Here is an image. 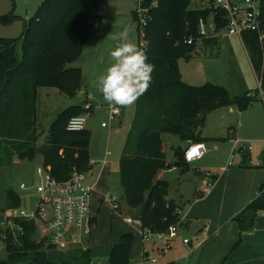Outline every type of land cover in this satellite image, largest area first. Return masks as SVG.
<instances>
[{
  "label": "trees",
  "instance_id": "1",
  "mask_svg": "<svg viewBox=\"0 0 264 264\" xmlns=\"http://www.w3.org/2000/svg\"><path fill=\"white\" fill-rule=\"evenodd\" d=\"M98 1L43 0L34 16L24 20L18 39L0 37V169L8 171L13 157L32 160L39 154L44 169L57 181L67 180L74 170H88L89 134L85 130L76 133L65 130L71 117L85 113L82 107L71 106L61 113L51 125L46 143L40 147L35 146L34 115L38 88H55L67 97L81 91L80 70L68 65L79 58L97 29ZM193 1L138 3V13L143 18L140 50L154 70L148 89L135 101L118 171L126 206L137 210L135 218L141 222V228L152 233H166L181 225L176 204L167 198L168 185L156 178L167 166L162 137L170 135L185 142L202 143L200 132L207 114L226 107L243 111L253 102L246 93L232 97L222 86L210 83L191 86L182 80L178 62L188 61L197 48L196 43L187 45L185 41L198 38L199 19L205 21L212 15L217 28L225 27L224 14L193 9ZM260 10L264 23V0ZM15 17L13 13L5 14L0 21L10 23ZM241 41L264 93V48L253 31H245ZM18 42L20 56L15 51ZM202 42L210 45L217 40ZM175 153L174 166L185 170L188 163L183 151L178 148ZM246 156L241 166L251 168ZM260 158L261 164L255 168L264 169V149ZM212 180H217V175ZM263 189L264 183L259 195L234 217L239 227L244 220L249 221L247 226H252L257 211L264 209ZM0 197L4 198L0 212L15 210L19 205L18 195L8 186L0 191ZM19 224L22 235L13 237L6 232L5 258L0 259V264H91L89 250L80 248L67 249L61 260L48 259L54 248L30 240L35 231L32 223ZM131 243L130 234L120 235L110 249L109 264H127Z\"/></svg>",
  "mask_w": 264,
  "mask_h": 264
},
{
  "label": "rangeland",
  "instance_id": "2",
  "mask_svg": "<svg viewBox=\"0 0 264 264\" xmlns=\"http://www.w3.org/2000/svg\"><path fill=\"white\" fill-rule=\"evenodd\" d=\"M42 1L0 0V16L10 13L16 16L10 23L0 21V37L18 39L24 20L34 16ZM138 3L139 0L98 1L97 29L84 45L79 58L68 65L69 68L80 70L81 90L86 92L85 96L76 94L67 97L49 87L37 90L34 115L36 147L46 143L51 125L59 115L76 105L80 99L83 100L78 106L85 111L83 130L89 134L88 153L92 163L84 174L87 183L94 186L89 198L94 224L82 245L89 250L91 264H109L110 249L121 233L132 236L127 264H152V259L156 260L155 264H178L184 262L177 260L187 253L192 254L193 264H263L264 209L257 211L251 228L247 226L248 220L242 221V227H239L234 217L252 202L240 208L264 169L239 166L241 156L238 153L232 156V166L228 167L227 161L234 139L251 144L254 161L255 156L263 152L264 103L259 94V82L241 38L229 35L225 28H217L212 15L206 17L205 26L208 29L212 25L215 30L213 34L218 37L219 43L197 47L188 61L179 60L181 78L191 86L206 83L222 86L232 97L251 92L255 94L252 104L243 111L236 107H226L207 114L200 136L208 149L215 144L218 151L207 152L201 159L188 163L185 170L174 166L177 161L175 150L180 148L184 153L188 143L175 136L162 137L167 166L157 173L156 178L168 185L167 198L176 204L181 223L177 226V232L172 234V241L168 242V252H159L164 243L157 236L142 243L138 230L126 224L122 218L130 216H126L125 208V213L120 216L110 205L115 197L120 208L126 206L119 184L118 162L133 121L135 102L123 106L122 116L109 122L110 114L105 108L107 102L99 91L98 79L112 62L109 52L118 43L124 42L114 39L121 31L126 30L129 39L140 49L143 18L138 13ZM208 6L205 0L199 4L194 1L191 3V7L196 10ZM15 51L20 56V42L16 44ZM102 123H110V128H102ZM36 168H43L39 154L32 160L13 157L8 171L0 169V191L8 186L19 197V205L14 210L16 214L23 212L30 216L39 207L41 196L35 189L40 184V178L35 174ZM207 172L219 175L218 182L210 179V191L203 193L194 205L195 189L202 182L199 173ZM21 184L25 186L24 190L20 189ZM258 186L255 187L256 191ZM191 208L187 227L182 218ZM41 226L37 220L36 229ZM184 238L190 241L189 245L182 244ZM142 250L148 254L144 261ZM4 258V243L0 239V259Z\"/></svg>",
  "mask_w": 264,
  "mask_h": 264
},
{
  "label": "built area",
  "instance_id": "3",
  "mask_svg": "<svg viewBox=\"0 0 264 264\" xmlns=\"http://www.w3.org/2000/svg\"><path fill=\"white\" fill-rule=\"evenodd\" d=\"M196 1V0H194ZM203 0H197L198 3H202ZM208 3V7L205 9L211 10L216 14H224L225 29L229 35H235L239 38L245 31H253L258 35L259 43L262 48H264V23L261 18V5L262 0H205ZM212 25L205 26V21L199 19L198 21V33L199 36L196 40L188 39L185 41L187 45L196 43L198 47L203 39H206L209 34H213ZM259 94L264 101V93L260 89L259 84ZM255 94L249 92L247 97H254ZM123 106L112 105L109 106L107 103L105 108L108 109L110 114L111 122L114 119L119 118L121 115ZM98 107H95V109ZM85 124V115H77L71 117L67 124L65 130L69 133H76L83 130ZM110 123H102V128H110ZM188 147L184 151V160L186 163H191L194 160L201 159L207 152L218 151V146L213 144L209 149L206 145L202 143H191L187 142ZM252 150L251 144L246 142H240L236 139L233 140L232 146L229 149V158L227 161V166L232 165V156L235 153L240 154L243 157L247 155V162L250 165L252 162L250 160V151ZM109 153H107L108 155ZM261 164V158L259 160ZM91 166V161L89 162ZM35 174L40 178V184L36 187V193H38L41 198L39 202V207L35 212L28 216L23 212L16 214L14 210H5L0 212V239L3 240L6 237V232L10 233L13 237L17 235H22L23 228L20 226L19 222H29L34 225V229L38 233V241L43 242L46 245H50L54 248L55 252H64L69 248H80L86 250L87 248L82 245L83 239H86L90 235L91 228L94 224V217L90 212V194L94 189L87 183L84 172L73 171L70 177L65 181H57L52 177L45 169L36 168ZM212 176L210 172L203 174L200 193H208L211 188ZM20 189L24 190L25 186L20 185ZM264 191V189H263ZM112 209L116 212L120 209L119 203L116 198L113 197L112 202H110ZM179 215V212H178ZM124 222L128 225H133L138 228L141 234L142 242H147L157 236L163 243L164 247L159 249L161 254L168 252L169 245L168 242L172 241V234L177 232V226L170 228V231L166 233H152L149 230H143L141 228V222L132 217H122ZM39 221L42 226L41 228L35 227V222ZM183 245H189L190 241L188 239H182ZM191 253L185 254L178 261H184L178 264H192ZM152 264L156 263L155 259L150 261Z\"/></svg>",
  "mask_w": 264,
  "mask_h": 264
},
{
  "label": "clouds",
  "instance_id": "4",
  "mask_svg": "<svg viewBox=\"0 0 264 264\" xmlns=\"http://www.w3.org/2000/svg\"><path fill=\"white\" fill-rule=\"evenodd\" d=\"M114 39L124 42L109 52L112 62L99 76V91L109 106H130L148 89L154 69L126 30Z\"/></svg>",
  "mask_w": 264,
  "mask_h": 264
},
{
  "label": "crops",
  "instance_id": "5",
  "mask_svg": "<svg viewBox=\"0 0 264 264\" xmlns=\"http://www.w3.org/2000/svg\"><path fill=\"white\" fill-rule=\"evenodd\" d=\"M195 2V4H199L197 1H194ZM94 35V34H93ZM232 36H234V35H232ZM93 37V36H92ZM91 37V38H92ZM90 38V39H91ZM212 39H216L217 40V42L219 43V39H218V37L215 35V34H209V36L205 39L206 41L207 40H212ZM205 42V41H204ZM204 42H202L201 44H200V46H198V47H201V46H203V45H205L204 44ZM78 95H82V96H85L86 95V92H84L83 90H81L79 93H78ZM87 98V97H86ZM85 98V99H86ZM81 102H83V100H79V102L76 104V105H73V106H78ZM122 113H123V110L121 111V115L119 116V118L122 116ZM251 152H252V150L250 151V160H251V164H250V166L251 167H257V166H259L260 164H259V160H260V156H261V154H259L258 156L256 155L255 156V161L252 159V156H251ZM184 154V153H183ZM241 162L239 163V166H241L243 163H242V157H241ZM232 166V165H231ZM229 167V166H228ZM227 168V167H226ZM226 168H225V171H227L226 170ZM200 174V176H201V180H202V178H203V174L202 173H199ZM262 175L261 176H259V177H257L256 178V180L254 181V183H253V186H252V188H251V192H250V194L248 195V197L242 202V204H241V206H240V208L241 207H243L244 205L246 206L249 202H251V201H253V199H255L258 195H259V188H260V186L263 184V180H264V173H261ZM218 177H219V175H217V182H218ZM220 180V179H219ZM257 185H259L258 186V189H257V191L255 190V187L257 186ZM91 186H93V185H91ZM201 186V185H200ZM200 187H197L196 189H195V197H194V205L197 203V200L200 198H202V196H203V194H201L200 192ZM169 200H171V199H169ZM194 205H192L191 207L193 208V206ZM123 208H125V212L128 214H126V216H129V217H132V218H135L136 217V215H137V210L136 209H129L127 206H125V207H121L118 211H117V213L121 216V215H123L124 213H123ZM192 208L188 211V212H186L184 215H183V218H182V222H184L185 223V226L187 225V227H189V215H190V213H191V210H192ZM125 216V215H124ZM123 217V216H122ZM134 228H136V227H134ZM137 230H138V234L140 235V237H141V234H140V231H139V229L138 228H136ZM122 234H128V233H121L120 235H122ZM119 235V236H120ZM116 241H117V239H116ZM115 241V242H116ZM114 242V243H115ZM113 243V244H114ZM143 243V242H142ZM145 243V242H144ZM131 248V247H130ZM141 256H142V259H143V261H144V259H147L148 258V254H146V252H143V250H142V253H141ZM191 262H192V260H191ZM142 264H145V262L144 263H142ZM172 264V263H171ZM192 264H193V262H192Z\"/></svg>",
  "mask_w": 264,
  "mask_h": 264
},
{
  "label": "water",
  "instance_id": "6",
  "mask_svg": "<svg viewBox=\"0 0 264 264\" xmlns=\"http://www.w3.org/2000/svg\"><path fill=\"white\" fill-rule=\"evenodd\" d=\"M27 20V19H26ZM4 205V198L0 197V207ZM30 240L32 242H37L38 241V233L37 230H35L31 235H30ZM63 253L56 251V252H51L48 254V259L50 260H61L63 258Z\"/></svg>",
  "mask_w": 264,
  "mask_h": 264
}]
</instances>
